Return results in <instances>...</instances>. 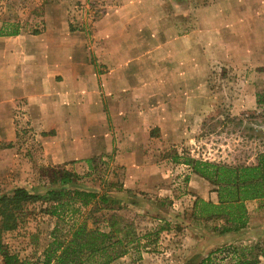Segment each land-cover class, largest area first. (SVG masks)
I'll list each match as a JSON object with an SVG mask.
<instances>
[{"label": "rangeland", "instance_id": "obj_1", "mask_svg": "<svg viewBox=\"0 0 264 264\" xmlns=\"http://www.w3.org/2000/svg\"><path fill=\"white\" fill-rule=\"evenodd\" d=\"M102 11L98 0H0V33L21 31L32 48L26 52L22 67L25 92L14 98L8 108V123L15 130V138L0 142V197L17 188L31 194L61 188L106 194L117 201L115 207L119 209L90 213L87 228L103 225L104 219L114 214L122 224L131 223L136 236L146 245L139 251L132 247L127 256L114 264H198L228 245L255 253L250 249L264 242V204L249 202L247 224L228 233L221 231L234 227L222 219L198 220L193 215L195 200L210 201V195L216 196L215 187L195 174L188 161L233 167L255 164L257 154L264 151V91H250L251 97L243 99L247 107L241 112L235 105L236 94L245 85L242 77L245 82L250 78L253 87L259 81L255 73L258 68L263 69L256 65L263 62L261 57L249 53L247 61L210 63L201 98L186 107L182 115L184 129L176 139H164L165 132L158 127L145 130L138 126L133 143L126 138L118 142L113 122L109 121L106 137L98 138L96 130L89 131V135L93 137L91 145H100L103 140L112 150L84 157V96L83 100L78 99L79 91L73 92L69 86L75 81L72 77L84 84V56L96 67L97 74L107 71L95 65L98 58L92 45L84 49V35L90 37L93 23ZM47 31H62L73 49H50ZM55 59L65 63L79 60L78 73L73 75L71 69L59 71ZM167 69L179 71L182 76L192 74V67L134 68V74L145 75L136 82L137 96L130 101L131 108L136 106L137 117L147 107L163 108L167 100L160 97L163 83L159 78ZM176 85L183 89L185 84ZM146 88L155 97L139 95ZM32 95L33 102L29 97ZM105 106L104 113L110 117L113 105ZM120 106L116 104L117 108ZM76 107L83 110L82 114L72 117ZM116 157L121 162H116ZM63 171L78 178L61 187ZM25 211L26 221L6 232L3 242L21 260L42 261L49 234L58 221L43 214L38 205L26 206ZM66 223L57 225L65 229ZM160 227L163 231L156 236ZM230 258L219 264H234Z\"/></svg>", "mask_w": 264, "mask_h": 264}, {"label": "crops", "instance_id": "obj_2", "mask_svg": "<svg viewBox=\"0 0 264 264\" xmlns=\"http://www.w3.org/2000/svg\"><path fill=\"white\" fill-rule=\"evenodd\" d=\"M98 1L103 11L93 23L90 37L84 35V49L92 45L90 48L98 58V65H95L107 71L97 74L96 67L84 56V84L72 77L75 81L69 86L73 92L79 91L78 99L83 100L84 96V157L112 150L103 140L100 145H91L93 137L89 135V131L96 130L98 138L106 137L109 121L113 122L118 142L126 138L128 143H133L139 127L145 130L158 127L165 132L164 139H176L184 129L182 115L186 107L201 98V87L210 63L247 61L249 53L261 57L263 62L256 65L263 69L258 68L255 73L259 80L255 86L249 82L250 78L245 82L242 77L245 85L236 94L238 111L246 109L243 99L251 97L250 91H264V0ZM46 37L52 50L73 49L62 31H47ZM30 44L21 31L14 36L0 33V142H11L15 138V130L10 121L8 123V108L14 98L25 92L22 67L26 52L32 49ZM157 60L160 62H155ZM79 63L77 59L67 63L54 61L59 71L71 69L73 75L78 73ZM149 65L192 67V74L182 76L179 71L170 69L168 72L167 69L159 78L163 83L160 97L167 100L163 108L147 107L137 117L136 106L131 108L130 101L137 96L136 82L145 75L133 71ZM151 81L144 79V82ZM181 82L185 84L183 89L176 85ZM147 94L155 97L149 88L139 93L145 98ZM29 97L33 102V95ZM106 103L113 105L110 117L104 113ZM117 103L121 104L118 108ZM74 111L72 117L83 110L76 107ZM117 161L121 162L116 157ZM209 199L213 203L217 201L215 195H210Z\"/></svg>", "mask_w": 264, "mask_h": 264}, {"label": "trees", "instance_id": "obj_3", "mask_svg": "<svg viewBox=\"0 0 264 264\" xmlns=\"http://www.w3.org/2000/svg\"><path fill=\"white\" fill-rule=\"evenodd\" d=\"M13 30L4 34L14 36ZM193 171L215 187L217 201L196 199L193 204V215L198 220H224L226 228L222 233L243 228L248 221L247 204L258 202L264 204V151L257 154L256 162L248 166H228L222 163L189 160ZM78 176L63 171L59 185L64 187ZM117 201L106 194L87 191H70L63 188L47 190L43 194H31L24 188L15 189L10 195L0 197V257L2 264H114L127 256L132 247L146 249V245L134 233L133 225L122 224L114 214L104 219L103 225L93 229L87 228L90 213L99 211L115 212ZM38 205L40 211L59 224L67 222L63 229L57 224L50 232V242L43 251V259L21 260L11 253L3 242V236L14 230L26 220L25 207ZM43 206H45L43 208ZM84 212V213H83ZM84 216V217H83ZM106 223V224H104ZM163 228L155 233L157 236ZM240 251L235 246H225L202 259L198 264H219L231 257L234 264H264V242L250 249ZM245 251V252H244ZM248 252V253H247ZM220 257V258H218ZM230 258V259H231Z\"/></svg>", "mask_w": 264, "mask_h": 264}]
</instances>
